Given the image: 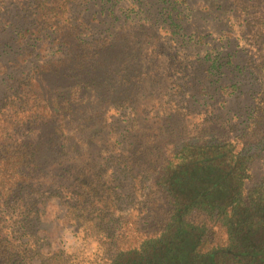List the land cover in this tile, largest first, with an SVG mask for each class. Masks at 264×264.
<instances>
[{
  "label": "trees",
  "instance_id": "obj_1",
  "mask_svg": "<svg viewBox=\"0 0 264 264\" xmlns=\"http://www.w3.org/2000/svg\"><path fill=\"white\" fill-rule=\"evenodd\" d=\"M117 1L0 0L13 34L0 39V264H37L51 244L40 231L53 201L77 233L102 242L108 264H264V178L248 187L264 148V91L255 88L263 85L264 0H207L205 8L207 17L250 26L257 61L232 78L234 88L249 85L238 123L255 136L245 143L208 120L179 129L165 105L149 121L152 110L140 105L154 94L148 74L128 71L133 52L118 59L111 27L94 38L86 23V5L114 17ZM192 1L153 0L152 25L183 21ZM223 66L215 60L204 76ZM199 171L220 178L193 184ZM124 179L133 184L126 195ZM126 200L132 209L121 212Z\"/></svg>",
  "mask_w": 264,
  "mask_h": 264
},
{
  "label": "rangeland",
  "instance_id": "obj_2",
  "mask_svg": "<svg viewBox=\"0 0 264 264\" xmlns=\"http://www.w3.org/2000/svg\"><path fill=\"white\" fill-rule=\"evenodd\" d=\"M138 1L115 2L114 17L94 16L98 8L93 6L90 8L88 5L84 14L86 23L90 22L89 26H92L90 32L94 38L99 37L100 33L107 32V28L111 27L113 37L116 38L114 42L117 45L116 55L119 60L127 59L129 52L135 54L126 67L129 72L140 71L148 74V87L154 94L150 98L142 97L140 105H146L147 111L152 110V113L148 114L149 121L157 120L155 115L161 114L158 107L165 105L168 108L167 114L172 115L170 119L179 129L203 128L202 123L208 120V126L216 128L217 131L229 132L235 142L245 143L255 136L254 130L250 128L242 130L245 124H239L245 120L244 116L248 115L246 105L250 103L249 85L242 83L241 88L232 86L234 83L232 78L240 71L239 66L248 67L250 72L253 68L252 62L257 61L254 52L250 51V36L247 34L250 26L243 21H218L214 17H207L205 10L207 0H193L195 9L184 10L181 13L184 16L183 21H159L153 26L152 23L155 21L152 18L159 16L158 6L150 0L144 2L141 9ZM17 8L19 6L12 7L13 10ZM99 21L106 23L101 24ZM8 23L10 21H0V39L3 41L13 39ZM176 24H179L178 28L175 27ZM215 60L224 63V66L220 71L212 69L209 77H205L204 69ZM201 79L206 80L205 84L199 82ZM261 79L263 85L255 81L257 84L255 88L260 85L264 91V74ZM118 83L120 88L127 87L123 85L126 83L122 80ZM206 84H209L211 92L209 89L201 90L200 87ZM134 85L137 88L140 84ZM3 89L0 81V94ZM201 93L204 96L199 95ZM154 103L156 107L153 109ZM160 111L163 112L164 109ZM259 130L260 125L258 133ZM250 165L253 176L248 187L253 188L264 178V148L260 156L251 160ZM189 178L193 180V184L199 182L202 184L206 181L205 185L209 186L211 181L220 178V172L216 171L215 175H209L199 171ZM132 189L131 179L119 182L118 192L126 195ZM129 201L121 204V208H124L121 212L131 211ZM54 203L57 204L53 201L52 212L43 219V229L40 231L42 235L50 236L51 244L40 248L36 263L108 264L102 242L86 234L84 229L77 233L76 228L69 222L71 218L67 217L66 209L60 205L55 206Z\"/></svg>",
  "mask_w": 264,
  "mask_h": 264
}]
</instances>
